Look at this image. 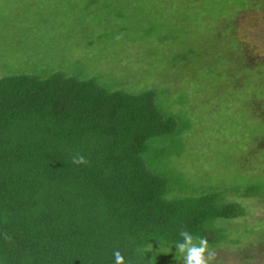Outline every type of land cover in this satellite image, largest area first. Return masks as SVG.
<instances>
[{"label": "trees", "instance_id": "1", "mask_svg": "<svg viewBox=\"0 0 264 264\" xmlns=\"http://www.w3.org/2000/svg\"><path fill=\"white\" fill-rule=\"evenodd\" d=\"M189 128L155 87L64 69L0 78V264L254 261L260 234L231 222L263 187L190 182L173 165Z\"/></svg>", "mask_w": 264, "mask_h": 264}, {"label": "rangeland", "instance_id": "2", "mask_svg": "<svg viewBox=\"0 0 264 264\" xmlns=\"http://www.w3.org/2000/svg\"><path fill=\"white\" fill-rule=\"evenodd\" d=\"M262 1L0 0V78L64 69L115 90L157 88L190 120L177 170L199 186L263 187L241 202L248 221L231 222L233 233H259L263 246ZM255 256L226 252L219 264H264V250ZM196 257L182 252L179 264Z\"/></svg>", "mask_w": 264, "mask_h": 264}]
</instances>
